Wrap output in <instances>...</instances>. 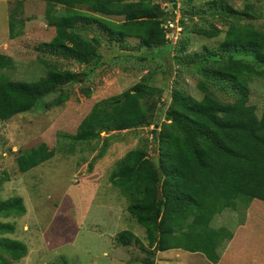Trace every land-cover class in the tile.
Returning <instances> with one entry per match:
<instances>
[{
	"label": "trees",
	"instance_id": "1",
	"mask_svg": "<svg viewBox=\"0 0 264 264\" xmlns=\"http://www.w3.org/2000/svg\"><path fill=\"white\" fill-rule=\"evenodd\" d=\"M8 1L16 3L9 16L10 34L16 37L23 32L21 13L26 0ZM42 1L46 3L48 22L55 27V35L43 45L80 62L83 69L61 68L38 56V64L46 68V74L31 82L14 80L5 73L15 67L14 57L0 53V120L31 111L39 102L49 109L69 99L68 87L86 81L102 58L100 49L104 42L101 33L91 34L93 24L111 41L122 44L119 51L129 50V38H137L139 46L148 49L169 40L164 25L174 10L155 0ZM208 4L226 28L219 45L221 56L209 51L208 56L195 54L184 63L191 67L193 62L207 78L231 85L238 92L235 98L220 97L201 80V98L174 88L164 110L163 88L138 81L97 102L75 135L63 133L79 143L102 140L97 155L102 156L112 139L124 138L122 132L134 137L140 136L141 129L159 126L156 149H152L147 137L140 136L139 143L116 161L117 168L111 176L129 197L128 211L145 228L149 249L141 250L147 255V264L153 261L156 251L172 248L205 251L212 256L208 259L217 263L221 256L218 249L228 230L211 228L214 216L228 207L238 209L239 202L248 207L255 198L264 200V107L259 114L250 103L249 94L251 78H264V22L255 21L262 13L249 3L241 9L225 0H209ZM192 11L198 13L201 8ZM244 18L250 20L241 21ZM196 32L214 37L222 32V27L197 28ZM83 91L86 96L92 94L90 87ZM54 93L58 96L46 102L45 98ZM73 151L72 146L67 152ZM54 155L55 151L44 142L19 149L18 171L26 172ZM154 156L159 157L160 168L155 165ZM26 211L22 196L0 198V264H12V260L19 261L28 254L25 242L6 236L15 232L16 226L5 220ZM115 239L124 246L141 242L130 229L121 230Z\"/></svg>",
	"mask_w": 264,
	"mask_h": 264
},
{
	"label": "rangeland",
	"instance_id": "2",
	"mask_svg": "<svg viewBox=\"0 0 264 264\" xmlns=\"http://www.w3.org/2000/svg\"><path fill=\"white\" fill-rule=\"evenodd\" d=\"M155 1L166 9L174 10L173 17L171 14L168 20H175L176 24L169 30L166 44L148 49L140 47L137 38H129L126 42L129 50L121 55L119 50L122 44L111 41L93 24L91 34L101 33L104 42L100 49L102 58L86 81L68 87L69 99L49 109L39 102L31 111L0 120V198L6 200L20 195L27 208L22 216L5 219L15 222L16 226L15 232L6 236L28 245V254L19 261L12 260V264H147V255L141 250L142 247L149 249L145 228L128 211L129 197L111 180V176L117 168L116 161L139 143L140 136L147 137L152 149H156L159 126L153 124L141 129L140 136L134 137L122 132L124 138L112 139L102 156H97L102 140L79 143L63 133L75 135L81 121L97 102L127 90L138 81L163 88L164 110L174 88H181L201 98L203 92L198 86L201 80L226 100L237 96V90L231 85L227 87L225 82L218 84L216 80L207 78L193 62L191 67L184 63L193 59L195 54L208 56L211 54L209 51L221 56L219 45L226 28L220 22L219 14L209 9V0ZM225 1L240 9L246 3L251 4L256 12L263 14L256 16L255 21L264 22V0ZM15 5V2L0 0V53L15 59V67L5 70L7 76L27 82L39 79L46 74V68L39 66L38 56L61 68L83 69L84 65L80 62L54 53L43 45L53 38L55 27L48 22L46 3L42 0L22 3L23 32L11 37L9 16ZM200 8L198 13L192 11ZM181 19L183 23L179 24ZM249 20L244 18L241 21ZM214 27H222V32L214 37L196 32L197 28ZM249 85L250 103L261 114L264 107V78L252 77ZM84 87H90V96L84 94ZM57 96L58 93L51 94L45 101H52ZM160 105L162 103L158 107ZM153 130H156V138ZM102 135H106V132ZM43 142L55 151V155L26 172H19L17 151ZM72 146L74 151L69 154L68 148ZM253 200L251 207L239 202L238 209L228 207L214 216L210 227H225L228 230L219 252L227 249V252L234 254L240 246L237 241L241 242L242 234L264 231V200ZM256 202L262 206H257ZM124 229L133 230L141 242L132 241L128 246L117 243L115 238ZM177 251H181L178 259L174 256ZM248 254L254 256L250 252L241 253L237 260L245 264V259L250 260ZM200 255L212 257L201 250L168 249L156 251L150 264H206L205 259L191 258Z\"/></svg>",
	"mask_w": 264,
	"mask_h": 264
},
{
	"label": "crops",
	"instance_id": "3",
	"mask_svg": "<svg viewBox=\"0 0 264 264\" xmlns=\"http://www.w3.org/2000/svg\"><path fill=\"white\" fill-rule=\"evenodd\" d=\"M253 201L251 202V204L248 207L252 206ZM256 205L260 206V207L262 206V204H260L258 202H256ZM234 210H236V209H234ZM247 231H245V232H247ZM234 234H233V237H234ZM231 239H230V241H231ZM237 242L239 243L240 246L237 247L236 253L232 254V252H230V251L227 252V249L226 250L224 249V251L222 250V252L220 253L221 254L220 260L217 263L210 261L205 255H200L197 258L191 257V256H189V257H191L192 259L194 258L195 260L205 259L206 264H243L242 261L237 260V259L240 257L241 253L250 252L251 254L254 253V256L248 254L250 260L245 259L242 256L245 259L244 260L245 264H264V231H262V232L250 231V232H248L247 235L242 234L241 242H240V240H238ZM251 246H255V247L251 248ZM172 249H180V248H172ZM187 251H189V250H187ZM180 252L181 251H177V253L174 255L176 257V259L181 257ZM191 255H193V254H191ZM228 258H230V260H228ZM252 258L254 260H252ZM238 261H240V262H238ZM181 263L183 264V262H181Z\"/></svg>",
	"mask_w": 264,
	"mask_h": 264
},
{
	"label": "water",
	"instance_id": "4",
	"mask_svg": "<svg viewBox=\"0 0 264 264\" xmlns=\"http://www.w3.org/2000/svg\"><path fill=\"white\" fill-rule=\"evenodd\" d=\"M120 54L124 55V54H126V51H121ZM154 135L156 137V130H154ZM153 160H154L155 165L157 166V168H160V159H159V157L158 156H154Z\"/></svg>",
	"mask_w": 264,
	"mask_h": 264
},
{
	"label": "built area",
	"instance_id": "5",
	"mask_svg": "<svg viewBox=\"0 0 264 264\" xmlns=\"http://www.w3.org/2000/svg\"><path fill=\"white\" fill-rule=\"evenodd\" d=\"M167 24H169L170 27H169ZM174 24H176V23H175V20H173V21H172V20H168V22L165 24V28L168 29V31H167V36L170 34V33H169V32H170L169 30L171 29V27L174 26ZM168 37H169V36H168Z\"/></svg>",
	"mask_w": 264,
	"mask_h": 264
}]
</instances>
